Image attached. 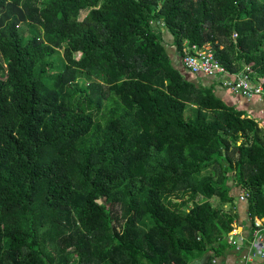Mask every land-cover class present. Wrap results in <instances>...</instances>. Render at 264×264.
<instances>
[{
	"label": "trees",
	"instance_id": "trees-1",
	"mask_svg": "<svg viewBox=\"0 0 264 264\" xmlns=\"http://www.w3.org/2000/svg\"><path fill=\"white\" fill-rule=\"evenodd\" d=\"M161 24L264 85V0H0V264H215L230 180L264 218V129Z\"/></svg>",
	"mask_w": 264,
	"mask_h": 264
},
{
	"label": "crops",
	"instance_id": "crops-1",
	"mask_svg": "<svg viewBox=\"0 0 264 264\" xmlns=\"http://www.w3.org/2000/svg\"><path fill=\"white\" fill-rule=\"evenodd\" d=\"M155 28L159 29V37L161 38L163 44L165 45L167 51L173 59L176 67L181 70L182 74L187 80L192 81L199 88L210 90L228 107L239 111L240 113H242L243 117H247L256 121L259 127L264 129L263 95L248 98L240 93L235 92L230 87L225 85L224 80L226 79V76H208L201 73H193L185 69L182 65V60L177 51V48L174 45V36L172 35L171 31L162 24L157 26L155 25ZM229 185L231 186V194L234 196L235 202L233 205V211L237 215L235 223L233 224V231L229 234V241L230 236L233 235V233L237 234V236H235L236 240L239 237H242V239L239 240L238 247L236 245H232L231 249L226 251L223 256L218 257L214 263L264 264V258H261L257 254H254L260 251V247L254 245L256 228L253 226L255 221H264V218L257 217L254 220L251 219L249 215V194L241 187L237 186L234 180H230ZM244 194H248L246 200L241 199V196ZM226 206L228 207L226 209H230V205ZM260 234L264 237V232H261ZM192 264H204V262L201 260H197Z\"/></svg>",
	"mask_w": 264,
	"mask_h": 264
},
{
	"label": "built area",
	"instance_id": "built-area-1",
	"mask_svg": "<svg viewBox=\"0 0 264 264\" xmlns=\"http://www.w3.org/2000/svg\"><path fill=\"white\" fill-rule=\"evenodd\" d=\"M181 59L185 68L193 73H201L208 76H226L224 80L225 85L248 98L258 95L264 96V85L252 80V69L249 66L238 74L231 73L215 57L214 51L210 45H205L203 47L185 45L184 55H182ZM247 197L248 194H244L241 196V199L246 200ZM253 226L256 228L254 245L260 247V251L254 254L264 258V237L260 234L264 232V221H255ZM235 236H237L235 233L230 236V242L238 247L239 240H241L242 237L236 240Z\"/></svg>",
	"mask_w": 264,
	"mask_h": 264
},
{
	"label": "rangeland",
	"instance_id": "rangeland-1",
	"mask_svg": "<svg viewBox=\"0 0 264 264\" xmlns=\"http://www.w3.org/2000/svg\"><path fill=\"white\" fill-rule=\"evenodd\" d=\"M86 13H87V11H83L82 13H81V17H80V19H83L84 18V16L86 15ZM226 208H228L227 206L225 207V209ZM228 210V209H227Z\"/></svg>",
	"mask_w": 264,
	"mask_h": 264
}]
</instances>
